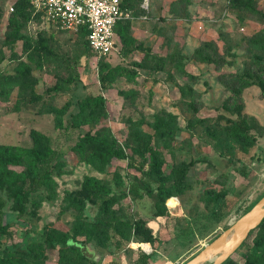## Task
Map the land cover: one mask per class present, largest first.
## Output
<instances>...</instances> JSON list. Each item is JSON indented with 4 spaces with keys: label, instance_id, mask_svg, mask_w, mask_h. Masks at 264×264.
<instances>
[{
    "label": "rangeland",
    "instance_id": "1",
    "mask_svg": "<svg viewBox=\"0 0 264 264\" xmlns=\"http://www.w3.org/2000/svg\"><path fill=\"white\" fill-rule=\"evenodd\" d=\"M254 1L264 11V0ZM130 2L126 43L118 39L117 49L99 60L88 54L83 36L52 23L28 0H0V144L50 148V161L60 166L55 185L32 196L39 204L38 220L6 211L8 233H0V255L23 257L27 264H93L75 250L48 245L50 231L77 233V240L93 250L86 257L99 254L101 264H185L264 197L261 90L251 86L242 93L246 116L259 126L255 143L230 139L226 123L217 119L220 114L240 119L223 106L231 97L233 76L264 64V20L237 0ZM129 40L142 42L149 52L125 58ZM145 65L149 69L141 68ZM116 66L133 69L136 79L118 75L103 84L101 76ZM88 95H102L105 111L95 114L90 108L87 116L95 117L83 130L109 129L138 162L149 148L147 174L127 160L99 170L75 152L80 132L68 126ZM157 119L171 129L157 135ZM257 155L260 160L254 162ZM242 167L245 176L239 173ZM88 178L108 193L89 191ZM133 181L168 196L165 207L176 218L172 233L167 225L173 221L154 216L152 199H136L130 192ZM222 192L230 193L229 214L218 219L214 197ZM98 220L109 227L92 229ZM255 244L264 245L257 233L248 240V246ZM24 245L31 255L18 253ZM246 248L231 259L245 263Z\"/></svg>",
    "mask_w": 264,
    "mask_h": 264
},
{
    "label": "trees",
    "instance_id": "2",
    "mask_svg": "<svg viewBox=\"0 0 264 264\" xmlns=\"http://www.w3.org/2000/svg\"><path fill=\"white\" fill-rule=\"evenodd\" d=\"M30 3L31 1L28 0ZM236 1V0H235ZM237 3L241 7L261 17L264 20V11L259 9L256 1L254 0H237ZM130 0H121V7L124 11L128 12L130 8ZM32 5V4H31ZM33 7V5H32ZM41 14V13H40ZM130 20L120 21L116 26L117 40L121 39L124 43L128 38L130 29ZM14 23V21H13ZM78 35L85 38L88 47L87 52L89 55H93L89 45V31L86 28H82ZM264 42V41H263ZM127 44H131L128 48L125 45L122 54L124 57H128L135 51H146L149 52L142 42L138 40H129ZM263 45V44H260ZM102 60V59H101ZM142 69H149L146 65L141 67ZM152 69V68H150ZM160 69V68H158ZM156 70L157 69H152ZM118 75H124L129 80L134 81L137 77V72L133 69H126L122 66H116L110 68L108 72L101 76V82L104 84L108 78L115 77ZM233 76V75H232ZM236 82L231 86V97L225 102L223 108L227 112H233L240 116L239 121L233 120L224 114H220L217 119L220 120L218 123L225 122L226 127L224 133L230 139L245 140L255 143L257 141L256 130L259 126L256 122H252L246 116L244 112L243 102V89L257 86L261 90L262 97H264V64L258 63L256 69H245L242 73L239 72L236 76ZM192 94V91L189 90ZM190 94V93H189ZM105 99L102 95L92 96L88 95L84 98L83 103L79 105V113L74 114L68 128L79 130V140L74 146L75 152H77L81 159L99 170L105 169L107 166L112 164L114 161H128L129 166L134 170L147 174L150 170L148 158L145 156L150 151L147 148L141 153L144 160L138 162L134 157H129L125 152V149L119 144L118 140L110 133L107 128H96V131L83 130V125L94 119L95 115L87 116V111L90 108L95 114L103 113L105 111ZM189 104V103H188ZM194 109L192 102L189 104ZM195 111V110H194ZM58 129L63 128L62 123L57 124ZM171 125L168 122H164L162 119L156 120L155 130L157 135L162 134L163 130H170ZM54 155V150L47 148L45 151L39 149L37 146L32 148H24L13 145H2L0 144V233H8V224L4 222V215L7 210L18 213L19 215H30L34 219H39L38 210L39 204L32 200L33 194H37L43 189L50 188L55 185L53 175L54 172L60 169L59 162L50 161ZM260 155L254 162H259ZM46 164V167H43ZM22 167L21 170L18 168ZM239 173L242 176L246 175V169L241 168ZM87 185L89 191L98 196L100 193H108L105 186L100 184L95 178H88ZM130 192L133 193L136 199H144L146 197L152 199L155 203V214L156 218H167L173 221V225H167V229L173 232V228L176 226V218L171 217L168 214L167 208L165 207L168 196L163 192L162 189L150 188L147 190L144 186L139 184L137 181H133L129 188ZM230 193L222 192L217 194L214 199L216 202V217L219 219H225L228 215L229 206L225 201ZM30 206L32 211H30ZM168 224V223H167ZM92 229L101 230L108 228L109 223L106 220H98L96 223L91 224ZM172 229V230H170ZM89 237L94 240V236L90 230ZM257 233L258 236L264 241V221L259 228L253 231L249 238L243 243L242 247H247L243 253L245 257V263L243 264H264V245L259 246L257 244L248 246V240ZM46 243L52 247H62L66 249H72L78 252L80 258L88 260L93 264H101L103 257L100 261H95V256L99 254H92V257H86L87 252H93L92 248L84 243L77 240L78 234L75 233L70 235L68 233L60 235L50 231L46 232ZM241 247V248H242ZM240 248V249H241ZM21 255H31V249L29 246H21L18 250ZM100 256V255H99ZM150 259V257H147ZM0 264H27L23 257H13L10 255H0ZM224 264H240L233 261L231 258L228 259Z\"/></svg>",
    "mask_w": 264,
    "mask_h": 264
},
{
    "label": "built area",
    "instance_id": "3",
    "mask_svg": "<svg viewBox=\"0 0 264 264\" xmlns=\"http://www.w3.org/2000/svg\"><path fill=\"white\" fill-rule=\"evenodd\" d=\"M30 1L38 13L69 32L78 34L86 28L90 49L99 60L117 49L116 26L131 18L130 13L122 9L121 0Z\"/></svg>",
    "mask_w": 264,
    "mask_h": 264
},
{
    "label": "water",
    "instance_id": "4",
    "mask_svg": "<svg viewBox=\"0 0 264 264\" xmlns=\"http://www.w3.org/2000/svg\"><path fill=\"white\" fill-rule=\"evenodd\" d=\"M263 221L264 197L237 220L232 230L221 235L185 264H224L242 247L250 234L257 230ZM101 259V256H95V261Z\"/></svg>",
    "mask_w": 264,
    "mask_h": 264
},
{
    "label": "crops",
    "instance_id": "5",
    "mask_svg": "<svg viewBox=\"0 0 264 264\" xmlns=\"http://www.w3.org/2000/svg\"><path fill=\"white\" fill-rule=\"evenodd\" d=\"M129 20H131V18Z\"/></svg>",
    "mask_w": 264,
    "mask_h": 264
}]
</instances>
